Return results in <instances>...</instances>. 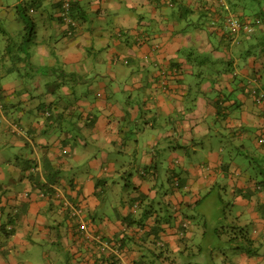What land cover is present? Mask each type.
Returning a JSON list of instances; mask_svg holds the SVG:
<instances>
[{
  "label": "crops",
  "instance_id": "obj_1",
  "mask_svg": "<svg viewBox=\"0 0 264 264\" xmlns=\"http://www.w3.org/2000/svg\"><path fill=\"white\" fill-rule=\"evenodd\" d=\"M222 5L75 0L69 37L59 0H0V264H93L139 221L167 248L128 239L121 264H193L222 215L250 249L207 264H264V25L231 44Z\"/></svg>",
  "mask_w": 264,
  "mask_h": 264
},
{
  "label": "trees",
  "instance_id": "obj_2",
  "mask_svg": "<svg viewBox=\"0 0 264 264\" xmlns=\"http://www.w3.org/2000/svg\"><path fill=\"white\" fill-rule=\"evenodd\" d=\"M69 1L70 4V15L71 18L73 19V21L76 23V20L73 17V10L75 7V0H59V4H60V10H61V19L65 21L64 19V4ZM229 3V8H227L225 5H222L223 9L222 12L218 13L217 16L220 22H218L216 20V18H214V16H210V14H207L206 18H209L211 24L215 25L216 23H220V26L225 27L226 29V38L231 42V44L237 42V41H241V37L242 36H251L254 34V32L256 31V29H258L260 26L264 25V12L262 11L263 7H264V0H237L235 3H233V1L228 0ZM238 13V14H237ZM231 18H235L241 25V29L239 30V32L237 34H231L229 28H228V20ZM77 24V23H76ZM252 28L253 32H249V29ZM77 26H70L69 30L66 32V35L69 37H74ZM35 34L33 27L31 26L30 32L28 33V36H26V43L28 44L29 42H31V38L33 35ZM176 67V66H174ZM179 69L176 67L174 69V74H179V72H177ZM256 93V92H255ZM255 96L257 95L254 94ZM256 101L258 103H264V98L263 96H259L257 97ZM45 115L47 117H51L52 113L51 112H46ZM262 137V136H261ZM260 137V138H261ZM260 142V140H259ZM179 186V185H177ZM141 206V202L138 201L136 203V210L138 208H140ZM76 213H73V211H71V215L75 216L76 218H79L80 216V212L75 211ZM227 216V215H226ZM222 220L221 222H218V220H215L214 223L210 224L208 222V225L206 226V229L209 230L212 233H219V235H215V234H208L205 237V243L206 246H208L209 248L207 249L209 251V253H193L194 255H190L192 259H189L190 263L193 264H201L199 262H197V260L195 259V256L199 255V256H203L204 260H205V264L209 263L211 260H216L217 258H223L225 260L224 256H228L227 251L231 250L233 246L236 245L235 247V251L238 250L241 247V250H246L248 251L246 245L242 244V243H238L237 240H235L234 238H231L229 236V228L227 227V224L224 222L226 221V219L223 218V215L221 217ZM15 220L16 219H12V221H10L9 223L5 224L2 226V231L3 234L9 238L12 237L15 232ZM161 221H156V223H160ZM186 224L185 219L182 220L181 223V233L186 236L187 235V227L186 225L184 226L183 224ZM210 224V225H209ZM134 225V224H133ZM135 228H133L134 230L136 229L137 231L135 233H128L127 230L131 229L132 227L130 226V224L125 225V231L123 232V234L120 237H116L114 239H110V238H106V237H91L92 242H90L89 244L92 246V251L94 254V258L95 261L93 264H121L122 262V258L128 253V248H127V240H135V242H137L138 244L144 243L146 242V240L150 239L151 237H153V244L156 246H159L161 250H166L167 245L165 244L164 241H159L160 240V235L163 232V228H161L160 225L156 224V228L154 227V229H152L151 232H148L145 230L146 225L144 224L143 221H139L138 224L135 226ZM80 231L81 232H85L87 230H82L81 229V225H80ZM207 233V232H206ZM86 237V236H85ZM89 239L90 238H86ZM247 245H253V241L247 240ZM183 243L185 245H187V240H183ZM248 245V246H249ZM107 246V247H105ZM205 246V247H206ZM141 247V246H140ZM254 250V249H253ZM152 251V250H151ZM244 251V252H246ZM255 251V250H254ZM256 252V251H255ZM258 252V251H257ZM253 253L254 254H258V253ZM247 253V252H246ZM150 254V253H147ZM153 254L155 255L156 252L153 251ZM161 255H168V253H160ZM247 254H251V253H247ZM160 256H156L155 255V261L156 263L159 262ZM227 261V259L225 260ZM230 261H233V259H230ZM155 263V264H156ZM136 264V263H133ZM139 264H148L146 261L139 263Z\"/></svg>",
  "mask_w": 264,
  "mask_h": 264
},
{
  "label": "built area",
  "instance_id": "obj_3",
  "mask_svg": "<svg viewBox=\"0 0 264 264\" xmlns=\"http://www.w3.org/2000/svg\"><path fill=\"white\" fill-rule=\"evenodd\" d=\"M64 19L66 21V23L69 25V26H74L76 27L77 24L73 21V19L71 18V15H70V4H69V1H67L65 4H64ZM228 28L231 32V34H237L239 32V30L241 29V25L240 23L235 19V18H231L228 20ZM249 32H253V29L250 28L249 29ZM0 124H1V119H0ZM260 143H264V135L260 138ZM81 229L82 230H87V227L86 225H81ZM107 247V246H105Z\"/></svg>",
  "mask_w": 264,
  "mask_h": 264
},
{
  "label": "rangeland",
  "instance_id": "obj_4",
  "mask_svg": "<svg viewBox=\"0 0 264 264\" xmlns=\"http://www.w3.org/2000/svg\"><path fill=\"white\" fill-rule=\"evenodd\" d=\"M25 18L29 21V23H30V21L31 20H36V21H40V14H36V15H28V17H26L25 16ZM8 23H10L9 21H7ZM39 31L40 32H42L43 34L45 33V29H44V24H40L39 23ZM45 35L47 36V34L45 33ZM41 46H43V47H45V48H48V46H47V44L46 43H42L41 44ZM201 86V85H200ZM1 125V124H0ZM88 158V156H86V158L85 159H87ZM121 163H123V160L121 159V161H120ZM117 187H119V188H121L120 186H117Z\"/></svg>",
  "mask_w": 264,
  "mask_h": 264
}]
</instances>
